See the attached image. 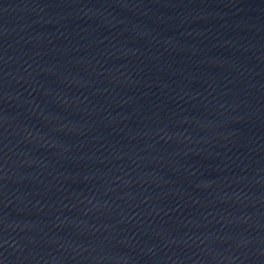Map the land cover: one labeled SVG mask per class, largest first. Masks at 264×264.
Segmentation results:
<instances>
[{"label": "water", "instance_id": "water-1", "mask_svg": "<svg viewBox=\"0 0 264 264\" xmlns=\"http://www.w3.org/2000/svg\"><path fill=\"white\" fill-rule=\"evenodd\" d=\"M0 212L99 264H264V0H0Z\"/></svg>", "mask_w": 264, "mask_h": 264}]
</instances>
